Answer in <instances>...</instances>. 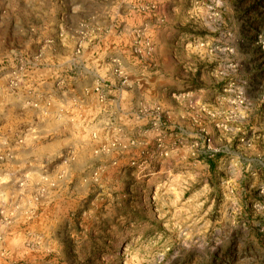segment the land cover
<instances>
[{
    "label": "rangeland",
    "instance_id": "1",
    "mask_svg": "<svg viewBox=\"0 0 264 264\" xmlns=\"http://www.w3.org/2000/svg\"><path fill=\"white\" fill-rule=\"evenodd\" d=\"M90 41L84 90L104 114L89 153L63 160L75 194L40 177L17 223L2 217L0 264H264V0H0L10 93L29 73L65 88L57 57ZM140 64L149 78L127 93ZM139 116L142 145L124 124Z\"/></svg>",
    "mask_w": 264,
    "mask_h": 264
},
{
    "label": "crops",
    "instance_id": "2",
    "mask_svg": "<svg viewBox=\"0 0 264 264\" xmlns=\"http://www.w3.org/2000/svg\"><path fill=\"white\" fill-rule=\"evenodd\" d=\"M100 43H84L83 54L76 55V58L75 46L70 47L72 50L65 55L63 53L57 57L61 65L60 74L51 79L55 83L60 77L59 82L65 84V88L49 90L45 87L47 80L39 83L40 79L29 73L23 86L16 93H10L4 85V78L0 80V240L4 237L3 215H10L14 224L17 223L20 214L29 210L34 195L39 192L40 177L61 175L64 184L67 183L62 193L64 190L68 193L76 191V183H69L79 174L75 162L64 163L63 160L67 159L65 153L69 147L77 159L82 158L81 154L89 153L90 148L85 146L84 140L75 139L74 136L87 137L86 132L88 133L90 125L104 114L96 94L84 90L93 84V62L99 55L97 49ZM117 44L120 42L114 41L111 47L115 48ZM78 58L81 60L80 67L74 63ZM140 67L142 71L131 74L130 77L138 81L137 85L130 83L128 87H123L127 93L136 91L144 84V80H148L147 67L142 64ZM154 73L156 78L163 76L161 69ZM113 86L117 88L115 84ZM117 89L111 92L116 95L123 91ZM116 100H112L110 104L113 111L121 113L122 108ZM74 102L78 103L85 116H77L75 121H72L71 117L76 114ZM133 118L134 120L131 117L125 120V128L131 134V127L135 128V124H138L139 143L142 145V137L145 134V127L142 126L146 125V122H143L140 116L138 123L137 118ZM52 189L49 188L48 193L52 192ZM56 189L53 191L55 194L60 192Z\"/></svg>",
    "mask_w": 264,
    "mask_h": 264
},
{
    "label": "clouds",
    "instance_id": "3",
    "mask_svg": "<svg viewBox=\"0 0 264 264\" xmlns=\"http://www.w3.org/2000/svg\"><path fill=\"white\" fill-rule=\"evenodd\" d=\"M0 87H2V84H0ZM75 139H79V140H86L87 137L85 136H74ZM66 158H69V159H75V156L72 155V149L71 147H69L67 150H66Z\"/></svg>",
    "mask_w": 264,
    "mask_h": 264
}]
</instances>
